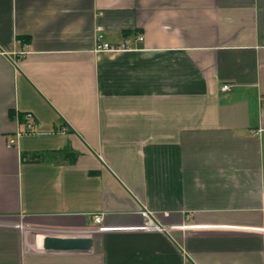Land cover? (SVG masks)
I'll list each match as a JSON object with an SVG mask.
<instances>
[{"label": "crops", "instance_id": "1", "mask_svg": "<svg viewBox=\"0 0 264 264\" xmlns=\"http://www.w3.org/2000/svg\"><path fill=\"white\" fill-rule=\"evenodd\" d=\"M0 264H264V0H0Z\"/></svg>", "mask_w": 264, "mask_h": 264}, {"label": "built area", "instance_id": "2", "mask_svg": "<svg viewBox=\"0 0 264 264\" xmlns=\"http://www.w3.org/2000/svg\"><path fill=\"white\" fill-rule=\"evenodd\" d=\"M136 41L138 43H142L144 41V36L143 35H138L136 38ZM96 51H105V52H119V51H124V50H129L131 49L128 46V43H123V44H112V43H106L102 41V36H98L97 39V44H96ZM26 55V51L25 52H21L19 57L21 58L22 56ZM232 89V86L229 84H225L222 86V91L223 92H228ZM24 125H23V129L20 130L17 135H23V134H31L35 132V117L32 113H26L24 115ZM15 143L14 140H10L9 141V145L13 146ZM144 216L148 219V224H147V228L148 229H156V230H161L160 226H157L156 224H154L150 218V214L148 212H144L143 213ZM102 221V219L100 217H96L95 218V223L96 224H100Z\"/></svg>", "mask_w": 264, "mask_h": 264}, {"label": "water", "instance_id": "3", "mask_svg": "<svg viewBox=\"0 0 264 264\" xmlns=\"http://www.w3.org/2000/svg\"><path fill=\"white\" fill-rule=\"evenodd\" d=\"M90 238H51L44 241V249L55 251L89 250L92 247Z\"/></svg>", "mask_w": 264, "mask_h": 264}, {"label": "trees", "instance_id": "4", "mask_svg": "<svg viewBox=\"0 0 264 264\" xmlns=\"http://www.w3.org/2000/svg\"><path fill=\"white\" fill-rule=\"evenodd\" d=\"M60 153L68 160L69 162H75L77 160V154L69 151H60Z\"/></svg>", "mask_w": 264, "mask_h": 264}]
</instances>
